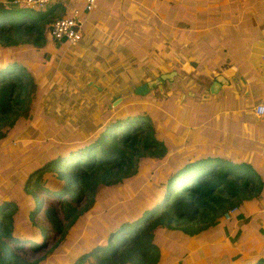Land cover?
Here are the masks:
<instances>
[{"label": "trees", "instance_id": "trees-1", "mask_svg": "<svg viewBox=\"0 0 264 264\" xmlns=\"http://www.w3.org/2000/svg\"><path fill=\"white\" fill-rule=\"evenodd\" d=\"M7 2L12 0L0 1V47L16 50L33 46L31 53H35L47 41L56 44L49 35L50 24L55 18L54 9L63 7L65 2H55L43 9H48L46 12L21 5L10 8ZM109 2L101 0L104 14L111 11ZM98 3L100 8V1ZM126 21L124 19L122 23ZM150 25L146 23L144 26ZM155 41V37L151 38V42ZM77 45L71 48L81 49ZM186 49L181 51L182 62L170 63L171 68L179 73L177 75L182 70H190L191 63H199L195 56L190 62L186 60L189 52ZM70 53L65 52L58 60L53 84L63 78L61 85L64 84L65 89L82 103L81 106L80 102L66 105L59 108L56 117L49 116L55 123L67 121L64 116H71L72 122L65 131L67 134L57 136L59 140L52 142L48 153L15 172L17 181L14 187L24 209L21 210L17 197L1 190L8 185L1 186L0 178V264H37V260L29 261L24 256L26 251L22 242L25 239L34 252L48 245V228L40 223L41 220L34 219L39 193L48 192L60 198L61 215L54 206L44 208L41 214L43 222H48L49 229L59 235L48 248L57 252L66 227L94 204L100 188L119 187L148 158L161 161L180 148L174 138L184 136L187 128L176 122V117L182 121V117L188 115V100L193 102L192 99L208 97L202 94H195L193 98L186 96L182 107L185 114L182 115L181 110L175 116V109L168 114L164 111L166 104H178L180 92H185L181 81L177 87L173 86L176 88L173 91L178 90V93L168 94V98L162 96L159 100L150 90L146 95L134 92L142 82V74L148 69L145 62L140 63L138 69L135 68L137 63L124 69L123 61L114 64L112 69L99 71L80 60L79 53ZM25 59L26 55L16 58L0 54V130L13 126L19 117L29 119L31 115L30 96L38 90V84L33 73L28 71V60ZM166 64L169 65L168 62ZM98 66L102 67L100 63ZM88 81L100 88L88 86ZM90 96L91 99L87 100ZM115 98L120 100L113 106ZM47 105L52 107L49 102ZM74 108L79 112L75 114ZM163 123L167 129L165 135L171 139V147L158 137V127ZM190 139L188 137L186 143ZM8 149L12 153L17 146L9 145ZM191 156L194 157L186 159L183 156L175 164V170L160 178L156 192L147 200H135L134 209L129 206L130 211L121 219L104 226L99 232V240L75 256L72 264L90 260H93L91 264H162L167 256L156 238L161 231L168 229L171 237H194L202 244L227 211L245 200L257 198L264 189L256 170L248 162L234 164L228 159L207 154ZM9 170L13 172V168L8 167L2 173L6 179ZM47 174L57 182L63 181L64 186L59 189L46 187ZM6 182L11 184L10 180ZM81 200L83 206H78ZM27 223L29 226L25 229ZM26 230L32 237L26 236ZM245 253L241 264H264L260 255L248 256ZM232 257L226 254L220 259V264H233Z\"/></svg>", "mask_w": 264, "mask_h": 264}, {"label": "crops", "instance_id": "crops-1", "mask_svg": "<svg viewBox=\"0 0 264 264\" xmlns=\"http://www.w3.org/2000/svg\"><path fill=\"white\" fill-rule=\"evenodd\" d=\"M98 1L101 4V0H97V8L84 21L83 31L88 38H81V44L61 43L60 46L67 49L65 52L69 50L86 60H95L93 67L99 71L112 69L114 64L123 61L124 69L135 63L138 69L140 63L145 62L148 69L142 74L140 84L161 74L175 72L171 79L164 80L173 90L176 89L173 86L177 87L181 81L185 90L180 92L179 103H172L175 116L184 107L186 96L213 94L209 87L215 76L222 75L228 84H221L217 91L222 90L226 97L208 98L216 100L219 111L206 118L190 112L182 117V121L176 117V122L187 129L184 136L174 138L175 144L176 140L182 139L178 145L187 147L189 154L198 150L195 154L198 156L207 154L234 164L248 162L264 187V113L256 115L253 112V108L264 101V0H110L111 11L107 14L101 11L102 4L98 7ZM128 1H134L137 6L130 4L126 12L117 8L118 3L123 7ZM70 4L73 5L69 7ZM64 6L67 11L61 15H69L73 8L81 9L82 3L66 0ZM124 19L126 23H122ZM146 23L151 25L144 26ZM93 34L96 36L90 37ZM154 37L156 41L151 42ZM75 45L81 49H72ZM182 48L189 51L187 61L190 62L193 56L199 60L194 65L191 63L190 70L195 67L196 72L208 74L210 78L207 86L199 88L197 93L185 89L188 78L183 72L190 70H180L177 75L179 73L171 68L170 63L182 62ZM199 54L207 57L200 59ZM201 61H208L211 66L205 69ZM87 85L98 86L92 81ZM195 86L196 83L192 88ZM188 92L193 94L188 95ZM188 137L191 139L186 143ZM230 216V219H219L208 235L216 239V246L209 247L220 259L226 254L235 256L240 252H252L256 243L249 242L251 238L263 245L264 189L257 198L243 201Z\"/></svg>", "mask_w": 264, "mask_h": 264}, {"label": "rangeland", "instance_id": "rangeland-1", "mask_svg": "<svg viewBox=\"0 0 264 264\" xmlns=\"http://www.w3.org/2000/svg\"><path fill=\"white\" fill-rule=\"evenodd\" d=\"M134 1L138 2L139 0ZM134 1H128L123 7H119L120 3H118L117 8L126 12L129 9L130 4L134 7L137 6ZM55 2H66V0H53V4H55ZM72 5L73 4H70L69 7ZM42 11L46 12L48 9ZM65 11H67V7L55 8L53 11L55 18L61 16V13H65ZM85 34V31H82V39L88 38ZM94 36L96 35H90V37ZM81 41L82 40H80L78 44H81ZM55 42L56 44H53L52 41H47L46 44L38 47L35 53H31V49L34 48L33 46H27L24 49L16 50H8L0 47L1 56L23 58V55H26L25 60H28V71L33 73L34 80L38 84V90L30 96L31 99L29 105L31 115L29 119L19 117L14 122L13 126H5L0 130V134H3V136H0L1 186L3 184L8 185L3 189L1 188V190L6 194H12L17 197L19 202L21 200L18 199V195L14 187V184L17 181L15 172L20 168L25 169V166L28 165L31 160H37L43 153H48L50 147L52 146V142L55 143L59 140L57 136L67 134L66 132L69 129L71 121L69 117L71 116H64L67 121L57 123H55V120H51L49 116L52 115L54 118L56 117L59 108L66 105L71 106L74 102H80V99H77V97L65 89L66 86L64 84L61 85L64 80L63 78L53 84L57 73L58 60L67 50L60 46V44L64 42ZM199 57L200 59H204L207 56L199 54ZM81 58L80 60H86ZM85 62L90 64V67H92L96 61L89 58ZM201 62L204 63L205 69H207L206 66H211L208 61ZM195 69L196 68L193 67V69L189 72L184 71L183 73H185L188 78L185 83V89L197 93L199 88H205V86H207L210 78L208 74L206 75L201 72H196ZM69 83L71 82L69 81ZM194 83H196V86L192 88ZM149 90L153 93L155 98H158L159 100L164 95L168 98L167 95L174 92L173 89L168 87L165 82L159 87L154 86ZM176 92L178 93L179 91L176 90L174 93L176 94ZM142 95H146V93ZM212 97L219 100L224 99L226 96L223 91L220 90L210 94L207 98L198 97L197 99H192L193 102H189L188 100V103H190L188 107V109H190V114H198L200 118H206L207 116H210L211 113L219 111V105H216V100L214 98L208 99ZM90 99L91 96L87 100ZM116 99L112 102L113 106L119 103L118 101L114 104ZM48 102L53 108L49 105L45 106ZM81 103L82 102H80V106ZM74 111L76 114L79 112V109L75 110L74 108ZM164 111L168 114H172L174 111L173 105L166 104ZM166 132L167 129L164 123L163 125L160 124L157 133L158 137L165 142L166 146L171 147V139L165 135ZM182 141V139H179V141L176 140V145L180 144ZM9 145L17 146V149L12 152L13 155L10 149H8ZM197 153L198 150H195L189 154L188 148L184 147L175 149V151L167 157L168 159L166 158L159 161L154 158H148L147 161L142 163L139 170L135 174L131 175L123 185L116 188H100L95 196L94 204L84 212L82 217L78 218L73 224L66 227L65 234L60 242V249L57 252L51 251L48 248L54 240L59 238V235L49 229V223L46 221L43 222L41 214H43L44 208L54 206L59 215H61L59 209L60 198L48 192L39 193V203L38 208L34 213V219L39 221L41 220L42 222L40 223H43L44 227L48 228V232L50 233L48 234V245L41 251L34 252L31 250L32 248L29 247L30 245H28L26 241L27 239H25L22 242L23 249L26 251L24 256L29 261L37 260V264H72L76 259L75 256L79 253L87 251V247L90 244L99 240V232L104 228V226H106L109 222H115L121 219L123 214L130 211L129 206H132L134 209V206H136L135 200H147L149 196L154 194L156 192V184H158L159 179L167 175L171 170H175V164L179 163L183 156L186 159H190L194 157L191 155H195ZM8 167L9 169L13 168V172L11 173L9 170L8 178L6 179L3 177L2 173L3 171H6ZM6 180H10L13 186L8 184ZM45 185L46 187L59 189L64 186V182H57L51 174H47ZM22 205V202H20L19 206H21V210L24 209ZM78 206H83L82 200L79 202ZM232 214L233 213L230 215ZM231 217L232 216L228 217L223 215V218L225 219H230ZM24 226L26 229V227L29 226V223ZM26 234V236L32 237L29 231H27ZM156 238L160 248L163 251H166L165 256L167 257L163 260L162 264H220V257H218L215 252H211L209 247L210 245L216 246V239L214 237H209L207 235L204 243L200 244L194 237H171L169 230L165 229L157 234ZM255 240L256 239L254 238L248 240L251 243H256V246L253 247L252 252L249 251L248 253H245V255L250 254V256H254L256 254H260V256L264 257V243L262 245L261 242L258 243ZM243 255V252L237 253L234 257H232V263L241 264L240 261L244 257ZM92 262L93 260H90V262L85 261L82 262V264H91Z\"/></svg>", "mask_w": 264, "mask_h": 264}, {"label": "built area", "instance_id": "built-area-1", "mask_svg": "<svg viewBox=\"0 0 264 264\" xmlns=\"http://www.w3.org/2000/svg\"><path fill=\"white\" fill-rule=\"evenodd\" d=\"M82 8H73L69 15H61L50 24L49 35L52 40L64 42L67 45H74L81 40L83 25L86 16L97 8V0H79ZM12 2L25 6L32 10H43L53 5V0H12ZM256 115L264 113V101L253 108ZM237 207H233L224 215L230 216Z\"/></svg>", "mask_w": 264, "mask_h": 264}, {"label": "water", "instance_id": "water-1", "mask_svg": "<svg viewBox=\"0 0 264 264\" xmlns=\"http://www.w3.org/2000/svg\"><path fill=\"white\" fill-rule=\"evenodd\" d=\"M7 5L10 8H18L19 7V4L14 3V2H8ZM173 75H175V72H170L169 74H164V75L161 74L158 77H156L155 79H152V80H150V81H148L146 83H143V84H140V85L136 86L134 88V92L136 94H141V95L145 94V93H147L149 91V89H152L154 86H158L159 87L164 82L165 79H168V80L171 79ZM221 84L227 85L228 84V80L225 79L222 75L215 76L214 81L212 82V84L209 87V92L210 93L217 92V89L220 87ZM94 87L98 89V86L94 85ZM192 94H193L192 92H188V95H192ZM182 97H184V95ZM119 100H120V98H117L114 101V104L116 102H118Z\"/></svg>", "mask_w": 264, "mask_h": 264}]
</instances>
